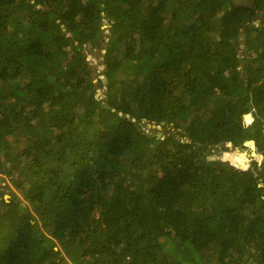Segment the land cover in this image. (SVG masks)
Here are the masks:
<instances>
[{"label": "trees", "instance_id": "16d2710c", "mask_svg": "<svg viewBox=\"0 0 264 264\" xmlns=\"http://www.w3.org/2000/svg\"><path fill=\"white\" fill-rule=\"evenodd\" d=\"M0 175V264H264V0H0Z\"/></svg>", "mask_w": 264, "mask_h": 264}, {"label": "rangeland", "instance_id": "374dc122", "mask_svg": "<svg viewBox=\"0 0 264 264\" xmlns=\"http://www.w3.org/2000/svg\"><path fill=\"white\" fill-rule=\"evenodd\" d=\"M107 26H104V28H106ZM243 51V50H242ZM242 51H240L239 54L242 53ZM86 54H88V60L90 61L91 66L95 67L97 69V73H103L105 71V67L102 65L103 64V54H104V50H100L98 49L97 51H93L92 50V45L89 44L88 48L85 51ZM243 60L244 58L241 57ZM96 74V73H95ZM100 76L97 78H100L103 82V84H107V78L101 74H99ZM94 83L96 84V96L98 98V100H101L105 97L104 93L106 91V88L103 87H99L98 86V79H94ZM244 122L246 125H250V123L253 122V116H251V119L247 120L246 117L244 118ZM142 129L144 131L148 132H152V133H158V135L163 136L164 133V129L162 126H156L155 128H152V125L143 123L142 124ZM249 145H246L247 149L244 148H235L233 147L231 144H228L226 146H224L225 148H228V150H226L225 152H223L222 150H214L213 151V155L209 158L213 159V160H217V159H224L225 161L229 162L231 165L243 169V170H248L249 168H251L253 166L252 163L257 162L259 165H261L262 163V157L261 155H259L256 152V148L255 145H251V143H248ZM254 144V143H253ZM226 154H230V155H237V157L241 156L244 157L246 159V163L245 165L241 164V163H236L233 164L230 159L226 158ZM236 157V158H237ZM238 159V158H237ZM259 168L261 169V166H259ZM4 186H6V188H9L10 191H13L12 186L10 185V183L7 181V178L3 175H0V193L3 194V197L5 198V200H9L11 197L8 193V190L4 188Z\"/></svg>", "mask_w": 264, "mask_h": 264}, {"label": "water", "instance_id": "95a60500", "mask_svg": "<svg viewBox=\"0 0 264 264\" xmlns=\"http://www.w3.org/2000/svg\"><path fill=\"white\" fill-rule=\"evenodd\" d=\"M232 3L234 6L239 8H246V9H253L255 7V0H232ZM262 19V18H260ZM162 125H164V122H162ZM156 125H152V128H155ZM160 137V135H158ZM250 143H254L251 141ZM246 145H249L248 143Z\"/></svg>", "mask_w": 264, "mask_h": 264}, {"label": "clouds", "instance_id": "9594fccd", "mask_svg": "<svg viewBox=\"0 0 264 264\" xmlns=\"http://www.w3.org/2000/svg\"><path fill=\"white\" fill-rule=\"evenodd\" d=\"M248 116V115H247ZM250 116V115H249Z\"/></svg>", "mask_w": 264, "mask_h": 264}]
</instances>
